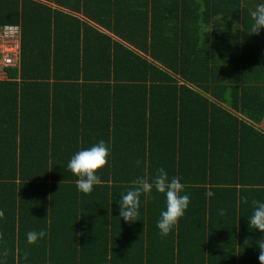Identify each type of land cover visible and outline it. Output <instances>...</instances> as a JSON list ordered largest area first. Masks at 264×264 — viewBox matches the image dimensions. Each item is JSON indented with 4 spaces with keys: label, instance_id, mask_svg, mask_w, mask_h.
<instances>
[{
    "label": "trees",
    "instance_id": "1",
    "mask_svg": "<svg viewBox=\"0 0 264 264\" xmlns=\"http://www.w3.org/2000/svg\"><path fill=\"white\" fill-rule=\"evenodd\" d=\"M157 1L64 0L133 49L60 10H49L56 33L59 22L83 29L75 58H58L56 42L30 49L21 39L19 67L0 79V264H260L259 249L240 248L246 235L237 233L236 219L220 222L217 240L209 231L218 221L206 229L204 217L186 234L182 217L161 236L166 197L155 189L154 199L141 196L139 221L120 218L131 182L161 167L170 179L203 185L200 203L212 191L214 209L222 206L216 198L264 193V29L251 34L253 0ZM26 2L36 4L0 0V26L20 23L23 32ZM87 44L106 47L109 57L89 58ZM58 87L65 89V125L55 122ZM186 95L194 101L183 109ZM157 103L159 117L152 115ZM160 118L164 133L155 141ZM100 140L111 155L98 175L110 184L84 194L67 165ZM29 231L46 236L28 244Z\"/></svg>",
    "mask_w": 264,
    "mask_h": 264
},
{
    "label": "crops",
    "instance_id": "2",
    "mask_svg": "<svg viewBox=\"0 0 264 264\" xmlns=\"http://www.w3.org/2000/svg\"><path fill=\"white\" fill-rule=\"evenodd\" d=\"M34 1L36 4L33 3H24V11H22L23 15V22H24V30L22 32V27L20 25V23H14V24H19L21 27V39L23 38V40H25L26 43H28L26 46L27 48H34L36 46L35 43H40L42 44V42H44V49H46L47 45H52L54 44V42L57 43V45H59L61 47V49L58 52V58L63 59V61L65 59H73L75 58V55L77 54L76 49H75V43L77 40L80 39V41L82 40V36H83V29L81 27V25H70L67 24L66 22H59V27L62 26L61 32L58 34L56 33V31L54 30V26L55 23L52 21V19H49L50 16V12L49 10L52 11H56V10H60L62 12L65 13H69L72 15H76L78 16L82 21H87V23L89 25H91L93 28L97 29L100 32H103L107 35L110 36V38L112 40L115 41H119L122 44L130 47V48H134L133 46H131L129 43H127L125 40L118 38L115 34H112L109 30L105 29L104 26H102L101 24H98L94 21L88 20L87 18H85L80 12H78L77 10H73L71 8H69L68 4L69 2L67 1L66 5H64V0H60V3L58 2V0H32ZM23 2V1H22ZM156 2H158L156 0ZM72 3V1H71ZM38 5H40L42 8L38 7ZM70 5V4H69ZM9 24V23H6ZM4 25V24H3ZM50 25V26H49ZM2 26V25H1ZM0 26V28H1ZM46 27V32H45V37L43 38L42 36H40L42 34V30L45 29ZM92 32V31H91ZM90 32V33H91ZM104 44H107L106 39ZM51 43V44H50ZM88 45V57L93 59L92 57H94V59L100 61V59H106L107 57H109V53H107L106 51V47L103 48H99V47H94L91 44H87ZM81 46V45H80ZM21 47V46H20ZM28 54V52H27ZM147 59L152 60L151 56L149 54L144 55ZM94 65L96 66V61L94 60ZM97 70V69H96ZM99 83V82H98ZM35 86V85H34ZM37 88V87H36ZM39 89V87L37 88ZM32 92L35 91V87L31 89ZM65 89L63 87H58V110L59 112L55 113V122L61 124V125H65L70 119V118H66L67 116L66 114V110H67V106H66V102L64 103V99L65 94L64 91ZM95 96H92V98H94ZM90 99V96L88 97ZM194 101V96L193 95H186V97L184 98V107L183 109H185L188 105H190V103ZM84 110L86 106H83ZM156 107V111H153L154 116H158L159 117V105L157 103ZM162 111V110H161ZM65 113V114H63ZM149 117V114L147 113V118ZM146 118V120H147ZM73 120V119H72ZM75 120V119H74ZM164 119H155L154 121H157L156 126L153 127V136L152 139L156 141V139H161L159 135H162L164 133L163 130V126L165 125ZM179 120L181 121V119L179 118ZM148 121V120H147ZM179 121V122H180ZM192 122H195L194 119H192ZM74 123V122H73ZM76 123H79V121H77ZM84 123L90 125V119H88V117L84 120ZM160 123H163L162 126H159ZM261 129L264 130V118L259 122L258 125ZM176 132V131H175ZM173 132L174 137H176V139L180 138V131ZM166 137V135L164 136ZM52 148V147H51ZM64 147L61 146V149L63 150ZM56 151L54 152V148L51 150V154L55 153V154H64L63 151ZM185 185V193L190 197V204L188 206V208L185 211V215L183 217L188 218L187 221H183V225L181 227V230L186 234V230L185 229H189L190 231V223L193 222L195 220V217L200 218H206L209 222L211 223H207L206 229H208L209 227H212L214 225V219H216L217 222V227H215L213 230L209 231V233H211V236H213L214 240H217L218 237L220 236L222 230H220L219 228V224L221 221L225 222L227 225L231 224L235 219H236V226H237V233H241L243 235H246V239L247 241H249L248 244L245 243L246 239H243V243H241L240 248L242 250H257L258 245L256 243V241L264 239V232H260L258 229L255 231H252L249 227V216L251 215L252 211H253V204L252 202L254 200L256 201H261L264 202V193L260 192L257 195H249L250 193L247 191V194L243 195V197L241 198H237L235 200L230 199L229 196H225L222 198V200L216 198L217 201H222V206L220 208H213L209 202L213 201V197H205V199H199L201 200V203L198 201L197 195L198 192H200L201 190L199 188H202L203 185H191L190 183L184 182L183 183ZM206 188H208V185H204ZM210 190L207 189L206 192H208ZM243 198H247V203L244 202ZM204 200V202L202 201ZM206 203V204H203ZM202 204L204 206H202ZM230 205V206H229ZM240 206H242L240 208ZM220 209H225L226 210V215H220L219 210ZM232 210H235L234 215H230L232 213ZM239 220V221H238ZM30 222H28L26 225H28ZM41 228V227H40ZM114 230V235L115 237L117 236V230ZM206 233H208V231L206 230ZM47 234H52V232H47ZM233 234V232H232ZM120 235V234H118ZM251 237V238H250ZM238 239V236H237ZM245 244V245H244ZM180 261H183V259H180Z\"/></svg>",
    "mask_w": 264,
    "mask_h": 264
},
{
    "label": "clouds",
    "instance_id": "3",
    "mask_svg": "<svg viewBox=\"0 0 264 264\" xmlns=\"http://www.w3.org/2000/svg\"><path fill=\"white\" fill-rule=\"evenodd\" d=\"M254 6L251 10L253 25L251 34H258L264 29V0H253ZM238 25L234 26L236 30ZM111 155L109 145L100 140L97 144L87 149H81L75 153L68 162L67 168L73 175L77 176L76 187L84 194H91L94 186L109 183L102 181L98 173L108 166ZM143 162L136 161L139 167ZM132 186L121 195L119 201L120 218L128 223H134L138 220L139 209L141 206V196L146 199H154L153 190L166 197V210L161 211L157 227L161 236H168L173 228L178 224L180 218L185 215V211L190 204V197L184 193L185 185L179 177L169 178L167 171L161 167L157 169L155 175H151L145 170V174L137 176L132 182ZM212 191L206 192V196L211 197ZM247 203V198H243ZM253 211L249 216V227L252 231L259 230L264 232V202L254 200ZM49 211V209H48ZM220 215H226L225 209L219 210ZM4 217V212L0 211V218ZM46 236L45 231H29L26 234L27 243L35 244ZM246 244L249 241H245ZM259 248V261L264 264V239L256 241ZM7 251L4 255H7Z\"/></svg>",
    "mask_w": 264,
    "mask_h": 264
},
{
    "label": "built area",
    "instance_id": "4",
    "mask_svg": "<svg viewBox=\"0 0 264 264\" xmlns=\"http://www.w3.org/2000/svg\"><path fill=\"white\" fill-rule=\"evenodd\" d=\"M21 27L19 24H4L0 28V79H6L5 69L19 67Z\"/></svg>",
    "mask_w": 264,
    "mask_h": 264
}]
</instances>
